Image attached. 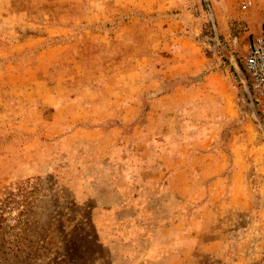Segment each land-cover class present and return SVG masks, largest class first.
<instances>
[{"label": "rangeland", "instance_id": "rangeland-1", "mask_svg": "<svg viewBox=\"0 0 264 264\" xmlns=\"http://www.w3.org/2000/svg\"><path fill=\"white\" fill-rule=\"evenodd\" d=\"M262 28L264 0H0V264H264Z\"/></svg>", "mask_w": 264, "mask_h": 264}, {"label": "built area", "instance_id": "built-area-1", "mask_svg": "<svg viewBox=\"0 0 264 264\" xmlns=\"http://www.w3.org/2000/svg\"><path fill=\"white\" fill-rule=\"evenodd\" d=\"M243 66L252 96L264 103V28L254 37Z\"/></svg>", "mask_w": 264, "mask_h": 264}, {"label": "crops", "instance_id": "crops-1", "mask_svg": "<svg viewBox=\"0 0 264 264\" xmlns=\"http://www.w3.org/2000/svg\"><path fill=\"white\" fill-rule=\"evenodd\" d=\"M181 250L179 249V250H174V252H173V254L171 255V254H168V255H165V257L163 258V262L161 263V262H159V263H161V264H171L172 262V264H182V262H181V252H180ZM132 260H134L133 258H132Z\"/></svg>", "mask_w": 264, "mask_h": 264}, {"label": "trees", "instance_id": "trees-1", "mask_svg": "<svg viewBox=\"0 0 264 264\" xmlns=\"http://www.w3.org/2000/svg\"><path fill=\"white\" fill-rule=\"evenodd\" d=\"M28 204H29V203H28ZM2 220H4V219H2ZM2 220H1V221H2ZM8 249H9L10 251H12V250H14L15 248L13 249L12 247H8ZM2 251H3V248H0V253H1Z\"/></svg>", "mask_w": 264, "mask_h": 264}, {"label": "water", "instance_id": "water-1", "mask_svg": "<svg viewBox=\"0 0 264 264\" xmlns=\"http://www.w3.org/2000/svg\"><path fill=\"white\" fill-rule=\"evenodd\" d=\"M243 80L245 81V77H243ZM245 83V82H244ZM247 85V84H246Z\"/></svg>", "mask_w": 264, "mask_h": 264}]
</instances>
